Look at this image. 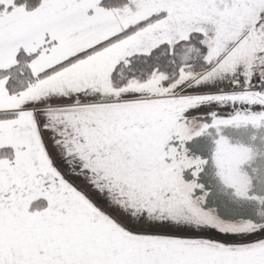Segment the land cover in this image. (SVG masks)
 <instances>
[{"label":"snow or ice","instance_id":"snow-or-ice-1","mask_svg":"<svg viewBox=\"0 0 264 264\" xmlns=\"http://www.w3.org/2000/svg\"><path fill=\"white\" fill-rule=\"evenodd\" d=\"M0 264H264V0H0Z\"/></svg>","mask_w":264,"mask_h":264}]
</instances>
